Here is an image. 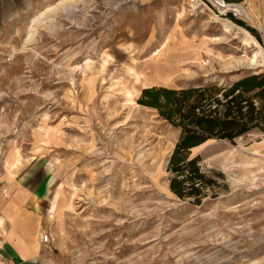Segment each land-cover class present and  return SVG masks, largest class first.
Segmentation results:
<instances>
[{
  "label": "rangeland",
  "instance_id": "374dc122",
  "mask_svg": "<svg viewBox=\"0 0 264 264\" xmlns=\"http://www.w3.org/2000/svg\"><path fill=\"white\" fill-rule=\"evenodd\" d=\"M55 1L0 18V264H264V132L195 150L218 181L197 206L168 188L178 130L137 102L145 88L264 74L248 59L258 48L218 20L241 21L262 51L264 27L190 0H83L31 30ZM45 174L53 215L34 233L38 258L22 262L7 237L33 209L19 183Z\"/></svg>",
  "mask_w": 264,
  "mask_h": 264
},
{
  "label": "trees",
  "instance_id": "16d2710c",
  "mask_svg": "<svg viewBox=\"0 0 264 264\" xmlns=\"http://www.w3.org/2000/svg\"><path fill=\"white\" fill-rule=\"evenodd\" d=\"M243 0H225L241 3ZM228 19L245 28L259 42V35L232 15ZM138 104L178 130L179 137L167 164L169 191L177 199L200 206L217 197L216 176L202 169L195 150L212 141L234 142L251 131L264 132V74H249L229 82L186 88L150 87L141 91Z\"/></svg>",
  "mask_w": 264,
  "mask_h": 264
},
{
  "label": "crops",
  "instance_id": "0c3cea01",
  "mask_svg": "<svg viewBox=\"0 0 264 264\" xmlns=\"http://www.w3.org/2000/svg\"><path fill=\"white\" fill-rule=\"evenodd\" d=\"M40 1L46 2L47 0H0V18L11 20L20 14L29 12L31 8L34 7V4ZM254 1L255 0H252L250 4L248 3L247 7L250 8V5H253ZM246 2L247 0H243L241 3L246 4ZM259 7L261 9L260 18L262 17L261 19L264 20V0L260 1ZM262 149H264V147H262ZM31 183L32 185H28L22 181L19 183V188L24 195V199L33 207L31 211L27 210L28 214H31L27 216L34 224L33 222H29L30 219L28 218L27 222L25 218H19L16 220L17 230L15 233H12L10 228L7 232V237L12 236L11 238L14 241L13 246L16 250L12 255L14 259L21 260L22 262L28 261L34 263L38 258V251H36V234L34 235V233L38 232V222L45 224L52 218L53 214L49 206L57 188H55V176L50 174H45L44 178L37 183ZM28 228H31L30 232L31 230L32 232L30 235L26 236Z\"/></svg>",
  "mask_w": 264,
  "mask_h": 264
},
{
  "label": "bare ground",
  "instance_id": "6f19581e",
  "mask_svg": "<svg viewBox=\"0 0 264 264\" xmlns=\"http://www.w3.org/2000/svg\"><path fill=\"white\" fill-rule=\"evenodd\" d=\"M80 1H83V0H56L52 4L46 5L42 10L37 12V14L32 18L30 29L34 30V27L39 26V24H41L40 26L44 25V28L46 29H51L52 19L57 12L66 11L68 10L69 7H71L72 5L73 6L76 5ZM251 2L252 0H247L246 4L241 3V5L229 3L228 9L232 10L235 13L234 16H236L238 19L243 20V21L247 20L252 25H256L258 29H262V26H264V20L261 19L262 17L260 19L256 18L257 16H255L252 13L251 9L247 7V4L248 3L250 4ZM218 24L221 26V30L225 34L231 33L230 31L231 28H236L239 31L244 32V36L241 39V44L243 45V47H245L246 49L247 48L250 49L251 46L258 48V50L254 51L251 57L248 58L250 60L249 62L255 65L259 61L260 66L264 67V51H262L259 43L254 39V37L251 34H249L246 30L236 26L232 22L225 20V19L218 20ZM31 38H32V33L28 35L27 42Z\"/></svg>",
  "mask_w": 264,
  "mask_h": 264
},
{
  "label": "built area",
  "instance_id": "2783aa9c",
  "mask_svg": "<svg viewBox=\"0 0 264 264\" xmlns=\"http://www.w3.org/2000/svg\"><path fill=\"white\" fill-rule=\"evenodd\" d=\"M190 3L208 5L212 7L220 15H226L227 13H232L228 9L229 3L225 2V0H190ZM261 175L262 177H264V159H262L261 162ZM48 240H49L48 236H45L43 238V243L47 244Z\"/></svg>",
  "mask_w": 264,
  "mask_h": 264
}]
</instances>
